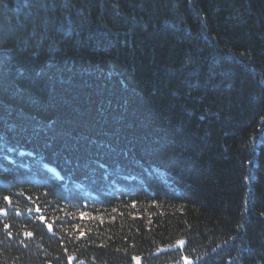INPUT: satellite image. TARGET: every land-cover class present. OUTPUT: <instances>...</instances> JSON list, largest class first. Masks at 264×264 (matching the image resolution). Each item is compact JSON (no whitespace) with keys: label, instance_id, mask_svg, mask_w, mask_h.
Here are the masks:
<instances>
[{"label":"trees","instance_id":"trees-1","mask_svg":"<svg viewBox=\"0 0 264 264\" xmlns=\"http://www.w3.org/2000/svg\"><path fill=\"white\" fill-rule=\"evenodd\" d=\"M136 258L264 264V0H0V264Z\"/></svg>","mask_w":264,"mask_h":264},{"label":"rangeland","instance_id":"rangeland-1","mask_svg":"<svg viewBox=\"0 0 264 264\" xmlns=\"http://www.w3.org/2000/svg\"><path fill=\"white\" fill-rule=\"evenodd\" d=\"M181 245V244H180ZM133 264H142L141 260L139 258L134 259ZM182 264H192V262L188 259L183 260Z\"/></svg>","mask_w":264,"mask_h":264},{"label":"snow or ice","instance_id":"snow-or-ice-1","mask_svg":"<svg viewBox=\"0 0 264 264\" xmlns=\"http://www.w3.org/2000/svg\"><path fill=\"white\" fill-rule=\"evenodd\" d=\"M81 216L87 218L88 214L87 213H82ZM44 219H45V217H41V220H44ZM49 227H51V225H49ZM27 235L31 236V233H27Z\"/></svg>","mask_w":264,"mask_h":264}]
</instances>
